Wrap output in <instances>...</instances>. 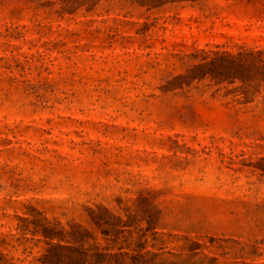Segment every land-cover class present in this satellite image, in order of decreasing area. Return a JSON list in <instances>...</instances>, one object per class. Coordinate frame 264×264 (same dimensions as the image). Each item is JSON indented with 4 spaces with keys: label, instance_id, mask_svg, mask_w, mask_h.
Returning <instances> with one entry per match:
<instances>
[{
    "label": "rangeland",
    "instance_id": "rangeland-1",
    "mask_svg": "<svg viewBox=\"0 0 264 264\" xmlns=\"http://www.w3.org/2000/svg\"><path fill=\"white\" fill-rule=\"evenodd\" d=\"M241 53L264 60V0H0V264L78 239L264 264V64Z\"/></svg>",
    "mask_w": 264,
    "mask_h": 264
},
{
    "label": "trees",
    "instance_id": "trees-1",
    "mask_svg": "<svg viewBox=\"0 0 264 264\" xmlns=\"http://www.w3.org/2000/svg\"><path fill=\"white\" fill-rule=\"evenodd\" d=\"M260 57V53H241L238 56L236 65L240 70L246 67L254 68L256 63L264 64V60H261ZM231 61H229L230 64ZM261 69H264V65L261 66ZM96 225L99 226L97 223ZM102 233L104 235L108 234L106 230ZM78 241L77 246H52L42 259V264H125L123 259H119L121 256L108 255L106 253L107 249H100L96 246L84 249L81 239H78Z\"/></svg>",
    "mask_w": 264,
    "mask_h": 264
}]
</instances>
